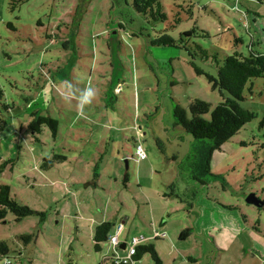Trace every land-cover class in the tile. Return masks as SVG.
<instances>
[{
	"label": "rangeland",
	"instance_id": "374dc122",
	"mask_svg": "<svg viewBox=\"0 0 264 264\" xmlns=\"http://www.w3.org/2000/svg\"><path fill=\"white\" fill-rule=\"evenodd\" d=\"M161 8L166 20L155 22L122 0H0V186L33 212L0 222V264H109L129 257L134 238L162 264H264V78L245 86L241 105L255 118L213 152V177L198 168L210 142L173 116L178 105L190 118L198 100L209 120L227 96L210 80L226 57L264 54V0ZM164 33L174 45L152 46ZM34 117L56 132L32 131ZM103 222L111 234L123 226L124 250L95 251ZM130 264L156 263L144 253Z\"/></svg>",
	"mask_w": 264,
	"mask_h": 264
},
{
	"label": "trees",
	"instance_id": "16d2710c",
	"mask_svg": "<svg viewBox=\"0 0 264 264\" xmlns=\"http://www.w3.org/2000/svg\"><path fill=\"white\" fill-rule=\"evenodd\" d=\"M126 4L129 1L130 6L134 12L144 18H149L155 22H162L166 20L165 15L162 12L161 0H122ZM119 2L114 1V4ZM189 33H186L188 35ZM238 42V40H236ZM152 46H172L174 40L167 34H162L156 37L151 42ZM193 70L197 75H201L203 72L193 63H190ZM255 78H264V54H260L254 51H250L248 56H243L238 53H234L227 56L222 65L218 67L216 79L210 78L214 82V86L222 93L227 94L226 98L219 103L211 112L210 119L205 120L203 118L209 112V105L195 100L190 104V118H187V114L180 106H175L173 116L175 119V125L180 126L186 133L190 134L195 140L209 141L207 146L203 147V151L198 156V168L199 173L213 177L210 172V162L213 152L220 150L221 146L227 142L233 135L239 132V130L247 123L255 118V114L244 107L243 102V90L247 83ZM3 97V92L0 88V100ZM46 124L52 128L53 133L56 132V121L46 117H34L29 124V128L39 133V126ZM62 159V158H61ZM46 163V164H45ZM50 160H45L42 166L51 165ZM49 165V166H50ZM201 181V180H200ZM204 183V182H201ZM7 212L12 213L16 221H20L23 218L31 216L32 210L27 206H22L16 203L10 198L9 187L6 185L0 186V222L4 221ZM113 225L109 222H103L96 226L93 242L95 243V251H100V245L107 243L110 237V231ZM190 235V230L186 229L181 232L179 239L184 240ZM8 253V247L5 243L0 244V258ZM144 253H149L152 260L156 264H162L157 256L156 251L152 245L138 246L135 249V253L130 257V262L139 261ZM5 261L11 262L8 258H3V264ZM116 263L111 260L109 264H130Z\"/></svg>",
	"mask_w": 264,
	"mask_h": 264
},
{
	"label": "built area",
	"instance_id": "2783aa9c",
	"mask_svg": "<svg viewBox=\"0 0 264 264\" xmlns=\"http://www.w3.org/2000/svg\"><path fill=\"white\" fill-rule=\"evenodd\" d=\"M136 154H137L136 157H138L137 158L138 160H143L145 158V154L142 151L140 146H137ZM122 231H123V226L119 225L118 228H117L116 233L113 236L109 237V241L108 242H110L112 244L111 246L113 247L115 252L119 248L118 238L120 237ZM141 241H142V239H139V238H134L132 240V245L127 249V251H128L127 255L129 257H120V256H117L114 253L112 260L115 261L116 263H120V262L127 263V262H130V260H131L130 257L135 253V249H136V247L138 246V244ZM5 264H9V262L5 261Z\"/></svg>",
	"mask_w": 264,
	"mask_h": 264
},
{
	"label": "clouds",
	"instance_id": "9594fccd",
	"mask_svg": "<svg viewBox=\"0 0 264 264\" xmlns=\"http://www.w3.org/2000/svg\"><path fill=\"white\" fill-rule=\"evenodd\" d=\"M94 96H95V92L91 87L84 89L80 96L81 103L82 104L89 103Z\"/></svg>",
	"mask_w": 264,
	"mask_h": 264
},
{
	"label": "water",
	"instance_id": "95a60500",
	"mask_svg": "<svg viewBox=\"0 0 264 264\" xmlns=\"http://www.w3.org/2000/svg\"><path fill=\"white\" fill-rule=\"evenodd\" d=\"M246 203L254 206H259V202L256 200V198L253 195H250L246 199ZM124 246H121V249H123Z\"/></svg>",
	"mask_w": 264,
	"mask_h": 264
},
{
	"label": "crops",
	"instance_id": "0c3cea01",
	"mask_svg": "<svg viewBox=\"0 0 264 264\" xmlns=\"http://www.w3.org/2000/svg\"><path fill=\"white\" fill-rule=\"evenodd\" d=\"M117 228H118V227H117ZM117 228H116V229H117ZM123 231H124V230H123ZM123 231H122V233H123ZM115 232H116V231H115ZM122 233H121V234H122ZM113 235H114V234H111V233H110V236H113ZM118 240H119V238H118ZM121 246H124L123 249H121ZM119 247H120L121 250H124V249H125V244L123 243V244H121ZM118 249H119V248H118Z\"/></svg>",
	"mask_w": 264,
	"mask_h": 264
}]
</instances>
